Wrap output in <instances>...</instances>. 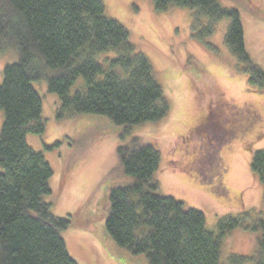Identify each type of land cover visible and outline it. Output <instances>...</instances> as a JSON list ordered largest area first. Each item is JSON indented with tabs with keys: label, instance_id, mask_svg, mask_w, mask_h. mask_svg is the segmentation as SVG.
Returning a JSON list of instances; mask_svg holds the SVG:
<instances>
[{
	"label": "trees",
	"instance_id": "obj_1",
	"mask_svg": "<svg viewBox=\"0 0 264 264\" xmlns=\"http://www.w3.org/2000/svg\"><path fill=\"white\" fill-rule=\"evenodd\" d=\"M153 2L158 11L170 5L194 10L195 24L207 17L201 41L213 34L218 22L229 19L225 44L249 84L264 90V67L246 47L239 9L218 0ZM256 17L264 21V16ZM9 48L18 53V61L4 67L0 84L5 116L0 128V264H79L61 231H91L95 220L82 222V209L92 196L66 218L51 213L46 198L52 194L54 172L27 141L29 134L46 131L43 100L34 83L45 79L49 92L58 95V119L101 115L125 125V136L136 126L166 119L170 102L151 60L138 50L128 29L106 14L102 0H0V51ZM79 78L84 88L71 94ZM117 157L111 175L122 172L132 179L109 194L106 227L118 245L135 255L146 254L149 264H228L222 257L223 237L247 227L260 232L255 263L264 264V212L254 211L255 220L248 226L243 217L224 218L215 232L203 212L159 193L161 153L154 143L135 136L118 146ZM250 167L264 191V150L254 151ZM71 175L65 170L62 185Z\"/></svg>",
	"mask_w": 264,
	"mask_h": 264
},
{
	"label": "rangeland",
	"instance_id": "obj_2",
	"mask_svg": "<svg viewBox=\"0 0 264 264\" xmlns=\"http://www.w3.org/2000/svg\"><path fill=\"white\" fill-rule=\"evenodd\" d=\"M102 1L106 14L128 29L138 50L151 60L171 108L163 121L136 126L125 136V125L101 115L58 119V95L49 92L47 80L34 83L42 96L46 131L29 134L27 141L53 169L52 194L46 198L51 213L66 218L92 196L82 209V222L95 220L91 231H61L72 257L79 264H149L146 254L135 255L118 245L106 227L110 190L132 181L122 172L111 175L118 167L117 148L135 136L154 143L161 153L160 194L203 212L215 232L224 218L243 217L245 225H252L254 211L264 212V191L250 167L254 151L264 150V90L249 84L225 44L230 20L218 22L213 34L201 41L208 18L202 16L195 24L190 8L170 5L158 11L153 0ZM218 1L239 9L246 47L264 67V21L256 17L264 16L259 8L264 0H252L254 6L250 0ZM17 54L12 48L0 51V84L4 67L18 61ZM84 84L79 78L71 94ZM4 119L0 111V128ZM65 170L72 175L62 185ZM259 237L260 232L247 227L233 229L223 237V261L256 264Z\"/></svg>",
	"mask_w": 264,
	"mask_h": 264
},
{
	"label": "flooded vegetation",
	"instance_id": "obj_3",
	"mask_svg": "<svg viewBox=\"0 0 264 264\" xmlns=\"http://www.w3.org/2000/svg\"><path fill=\"white\" fill-rule=\"evenodd\" d=\"M238 116V115H237ZM237 116H235V113H232L231 114V117L234 119V120H238V117ZM242 116V115H241ZM214 122V121H213ZM216 122V121H215Z\"/></svg>",
	"mask_w": 264,
	"mask_h": 264
}]
</instances>
